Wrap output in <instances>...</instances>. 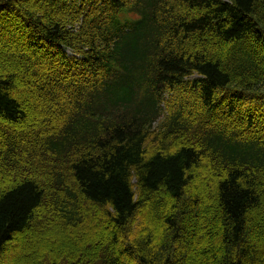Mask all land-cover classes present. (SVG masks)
Masks as SVG:
<instances>
[{
	"label": "trees",
	"instance_id": "trees-1",
	"mask_svg": "<svg viewBox=\"0 0 264 264\" xmlns=\"http://www.w3.org/2000/svg\"><path fill=\"white\" fill-rule=\"evenodd\" d=\"M0 59V264H264V0H0Z\"/></svg>",
	"mask_w": 264,
	"mask_h": 264
},
{
	"label": "rangeland",
	"instance_id": "rangeland-1",
	"mask_svg": "<svg viewBox=\"0 0 264 264\" xmlns=\"http://www.w3.org/2000/svg\"><path fill=\"white\" fill-rule=\"evenodd\" d=\"M3 59H0V71L2 70V66H1V61H2ZM18 82H19V78H18ZM37 100L39 101V99H36V102H37ZM260 104H262V105H264V100H262L261 102H260ZM40 105H41V103H40Z\"/></svg>",
	"mask_w": 264,
	"mask_h": 264
},
{
	"label": "bare ground",
	"instance_id": "bare-ground-1",
	"mask_svg": "<svg viewBox=\"0 0 264 264\" xmlns=\"http://www.w3.org/2000/svg\"><path fill=\"white\" fill-rule=\"evenodd\" d=\"M32 39V38H31Z\"/></svg>",
	"mask_w": 264,
	"mask_h": 264
}]
</instances>
